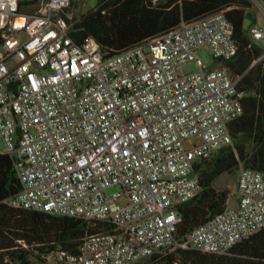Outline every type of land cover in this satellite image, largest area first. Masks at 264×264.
<instances>
[{
  "label": "built area",
  "instance_id": "2783aa9c",
  "mask_svg": "<svg viewBox=\"0 0 264 264\" xmlns=\"http://www.w3.org/2000/svg\"><path fill=\"white\" fill-rule=\"evenodd\" d=\"M72 3L0 0V154L22 186L6 204L103 226L77 253L52 254L60 264L225 256L264 230V174L240 163L237 206L177 237L181 208L203 191L198 164L233 146L229 125L244 113L242 77L225 67L238 52L225 11L109 56L73 35ZM248 31L264 40L258 24Z\"/></svg>",
  "mask_w": 264,
  "mask_h": 264
},
{
  "label": "trees",
  "instance_id": "16d2710c",
  "mask_svg": "<svg viewBox=\"0 0 264 264\" xmlns=\"http://www.w3.org/2000/svg\"><path fill=\"white\" fill-rule=\"evenodd\" d=\"M252 6L249 0H163L158 5L151 0H99L98 6L74 26L77 40L93 37L104 52L115 56L174 30L182 21L191 22L225 11L234 25L238 52L226 61L225 67L232 75L242 77L239 90L243 94L244 113L229 125L233 146L221 148L213 158L198 164L197 175L203 191L181 208L179 239L186 238L228 207L230 193L214 188L220 176L238 171L240 163L264 174V48L253 42L245 30V14ZM21 190L11 158L0 154V264H37L33 257L45 263L59 249L77 253L88 235L103 228L98 224L89 227L74 218L8 206L6 201ZM148 261V264H264V230L225 256L177 250Z\"/></svg>",
  "mask_w": 264,
  "mask_h": 264
},
{
  "label": "rangeland",
  "instance_id": "374dc122",
  "mask_svg": "<svg viewBox=\"0 0 264 264\" xmlns=\"http://www.w3.org/2000/svg\"><path fill=\"white\" fill-rule=\"evenodd\" d=\"M252 3V8L246 11L245 14V30H249L251 25L258 24L264 30V10H260L256 7L254 0H249ZM99 4V0H73L71 13L76 20V23L87 13L95 9ZM39 6V5H38ZM36 6L34 9H27L28 11H35L39 7ZM262 48H264V40L257 41ZM199 57L203 60L204 64L209 68L218 67V62L214 61L210 52L207 49H201L198 51ZM184 73H189L195 71V66L193 64L186 66L182 70ZM198 141L196 139L190 140L186 143L188 147L193 146ZM235 143V141H234ZM233 143V144H234ZM3 143L0 141V150H3ZM211 163V161H210ZM209 163V164H210ZM214 188L219 191H228L230 193L229 206L235 207L238 203V171H235L233 174H223L214 182ZM116 191L112 189L109 193ZM121 204H125V200L121 201ZM89 227H94L92 223H87ZM170 254V253H169ZM167 255V254H166ZM163 255V256H166ZM33 260L37 264H60L59 261L52 256H49L45 259V263H42L37 257H33ZM149 261H146L144 264H148Z\"/></svg>",
  "mask_w": 264,
  "mask_h": 264
},
{
  "label": "water",
  "instance_id": "95a60500",
  "mask_svg": "<svg viewBox=\"0 0 264 264\" xmlns=\"http://www.w3.org/2000/svg\"><path fill=\"white\" fill-rule=\"evenodd\" d=\"M262 3H263V5H264V1L262 0Z\"/></svg>",
  "mask_w": 264,
  "mask_h": 264
}]
</instances>
